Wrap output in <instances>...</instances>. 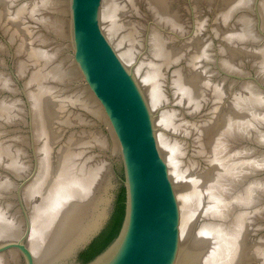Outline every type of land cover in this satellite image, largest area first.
I'll list each match as a JSON object with an SVG mask.
<instances>
[{"label": "water", "instance_id": "1", "mask_svg": "<svg viewBox=\"0 0 264 264\" xmlns=\"http://www.w3.org/2000/svg\"><path fill=\"white\" fill-rule=\"evenodd\" d=\"M264 264V0H0V264Z\"/></svg>", "mask_w": 264, "mask_h": 264}, {"label": "trees", "instance_id": "2", "mask_svg": "<svg viewBox=\"0 0 264 264\" xmlns=\"http://www.w3.org/2000/svg\"><path fill=\"white\" fill-rule=\"evenodd\" d=\"M126 214V189H119L111 219L101 234L81 253L80 260L87 264L103 253L118 237Z\"/></svg>", "mask_w": 264, "mask_h": 264}]
</instances>
